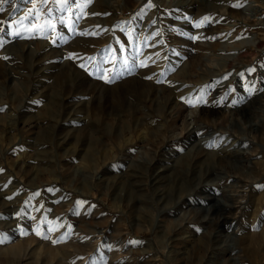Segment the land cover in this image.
<instances>
[{"label": "rangeland", "instance_id": "374dc122", "mask_svg": "<svg viewBox=\"0 0 264 264\" xmlns=\"http://www.w3.org/2000/svg\"><path fill=\"white\" fill-rule=\"evenodd\" d=\"M0 7V264H264V0Z\"/></svg>", "mask_w": 264, "mask_h": 264}, {"label": "snow or ice", "instance_id": "6c2138e0", "mask_svg": "<svg viewBox=\"0 0 264 264\" xmlns=\"http://www.w3.org/2000/svg\"><path fill=\"white\" fill-rule=\"evenodd\" d=\"M4 2H7V0H0V4H2V3H4ZM67 2H73V0H61V3H62L65 7L67 6ZM2 10H3L2 7H0V11H2ZM33 11H34V9H30L28 15H27L24 19H26V20L29 19V17L32 16ZM77 18H78V17H77ZM207 19H208L207 17L204 18V20H207ZM196 26L199 27L200 24L198 23ZM132 243H136V242H132Z\"/></svg>", "mask_w": 264, "mask_h": 264}, {"label": "bare ground", "instance_id": "6f19581e", "mask_svg": "<svg viewBox=\"0 0 264 264\" xmlns=\"http://www.w3.org/2000/svg\"><path fill=\"white\" fill-rule=\"evenodd\" d=\"M13 41H17V40L15 39V40H13ZM17 42H18V41H17ZM253 43H254V42H253ZM20 44H21V43H20ZM215 103H216V102H215ZM212 106H213V105H212ZM195 110H196V108H195ZM195 110H194V111H195ZM191 115H192V112H189V113H188V116L191 117ZM191 119H192V118H191ZM190 123H192V122H189V124H190ZM226 150H227V149H226Z\"/></svg>", "mask_w": 264, "mask_h": 264}]
</instances>
